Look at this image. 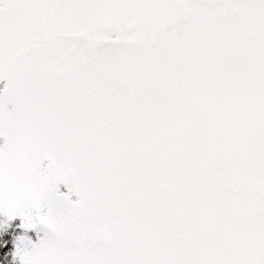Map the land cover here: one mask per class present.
I'll return each instance as SVG.
<instances>
[{
	"label": "snow or ice",
	"instance_id": "1",
	"mask_svg": "<svg viewBox=\"0 0 264 264\" xmlns=\"http://www.w3.org/2000/svg\"><path fill=\"white\" fill-rule=\"evenodd\" d=\"M0 84L12 264H264V0H0Z\"/></svg>",
	"mask_w": 264,
	"mask_h": 264
},
{
	"label": "trees",
	"instance_id": "2",
	"mask_svg": "<svg viewBox=\"0 0 264 264\" xmlns=\"http://www.w3.org/2000/svg\"><path fill=\"white\" fill-rule=\"evenodd\" d=\"M0 87H3L1 84ZM2 143V141H0ZM19 221H15L12 225V227L9 228V230L5 231V233H0V262L1 264H12V255L13 252V239L16 234L23 232L19 227ZM27 235L33 237L32 232H28Z\"/></svg>",
	"mask_w": 264,
	"mask_h": 264
},
{
	"label": "rangeland",
	"instance_id": "3",
	"mask_svg": "<svg viewBox=\"0 0 264 264\" xmlns=\"http://www.w3.org/2000/svg\"><path fill=\"white\" fill-rule=\"evenodd\" d=\"M0 86H1V84H0ZM17 221H19L18 219H17ZM19 223H20V221H19ZM9 230V228L7 229V231ZM29 232H32L33 233V237H34V241L36 240V233L34 232V231H29ZM0 233H5V231H3V232H0ZM25 233L24 232H20V233H18V234H16V236H14V238L15 237H18V236H21V235H24ZM29 238H31L32 239V237H30L29 235H27ZM13 249H14V239H13ZM14 251V250H13Z\"/></svg>",
	"mask_w": 264,
	"mask_h": 264
},
{
	"label": "water",
	"instance_id": "4",
	"mask_svg": "<svg viewBox=\"0 0 264 264\" xmlns=\"http://www.w3.org/2000/svg\"><path fill=\"white\" fill-rule=\"evenodd\" d=\"M0 264H1V262H0Z\"/></svg>",
	"mask_w": 264,
	"mask_h": 264
}]
</instances>
